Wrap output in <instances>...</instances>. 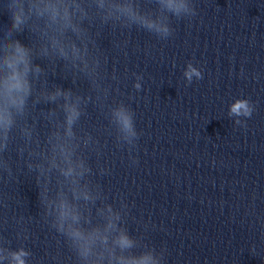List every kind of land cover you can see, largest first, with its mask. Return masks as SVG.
Here are the masks:
<instances>
[{"label": "clouds", "instance_id": "obj_1", "mask_svg": "<svg viewBox=\"0 0 264 264\" xmlns=\"http://www.w3.org/2000/svg\"><path fill=\"white\" fill-rule=\"evenodd\" d=\"M10 7L16 8V11L13 13V27H18L23 21V6L22 5H10ZM170 7H173V5L170 4ZM176 10L179 11L181 8H184L185 6L183 4L175 6ZM5 63L9 69H11V72L5 77L3 82V96H4V104L5 107L3 110H0V128L4 130L5 133V139L7 138V131L12 123L11 114L8 111V107L12 106L15 107L18 111H22L23 105L25 102V97L29 93V85L26 80V74L28 71V59H27V52L26 50L17 43L15 46V53L13 56L6 58ZM23 64L24 70L20 71L18 69V65ZM196 74L199 76V73L196 72L195 69H192L191 72L185 73L188 78H191L192 74ZM232 113L236 115H250V109L248 107L247 101L238 100L236 103L232 105L231 108ZM121 122L123 123V126L131 130V120L130 117L124 113H119ZM69 123H71V117H69ZM62 209H64L61 212V218H65L69 213L66 209V206L62 205ZM76 217H73L75 219ZM71 235L77 239L81 240L84 239L82 233L78 230H72ZM87 243V242H86ZM119 243L122 247L128 246L129 241L126 236H121ZM84 253L87 252V247L85 245L83 249ZM26 253L23 251L19 253L13 254V260L15 264H25L24 260L22 259L23 256H25Z\"/></svg>", "mask_w": 264, "mask_h": 264}]
</instances>
